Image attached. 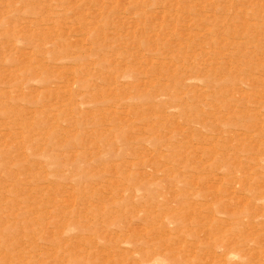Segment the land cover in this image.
<instances>
[{
  "label": "rangeland",
  "instance_id": "rangeland-1",
  "mask_svg": "<svg viewBox=\"0 0 264 264\" xmlns=\"http://www.w3.org/2000/svg\"><path fill=\"white\" fill-rule=\"evenodd\" d=\"M0 264H264V0H0Z\"/></svg>",
  "mask_w": 264,
  "mask_h": 264
}]
</instances>
